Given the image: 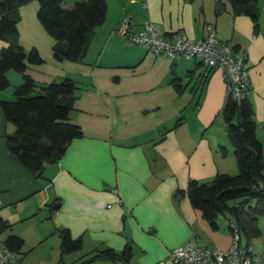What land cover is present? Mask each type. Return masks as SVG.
<instances>
[{
  "label": "crops",
  "instance_id": "0c3cea01",
  "mask_svg": "<svg viewBox=\"0 0 264 264\" xmlns=\"http://www.w3.org/2000/svg\"><path fill=\"white\" fill-rule=\"evenodd\" d=\"M257 2L262 12L260 6L255 31L250 16L235 13L229 0H106L105 19L79 61L53 57L54 40L37 19L36 0L18 8L17 39L43 58L27 67L28 74L37 84L74 80L69 120L82 135L59 159L45 162L42 175L34 174L9 154L6 134L14 126L0 105V238L22 239L15 264L38 247L56 254V264H79L106 248L118 253L129 248L130 264H157L187 241L212 250L229 247L225 216L213 229L187 196L175 197L190 179L238 170L221 114L222 70L202 81L205 66L198 59L154 55L115 27L127 17L132 32L152 22L163 35L181 31L192 38L203 37L209 27L244 52L256 135L264 146V0ZM5 45L0 38V49ZM6 77L0 102L14 99V87L23 82L14 69ZM262 217L258 250L264 249ZM61 228L81 239V249L62 252Z\"/></svg>",
  "mask_w": 264,
  "mask_h": 264
},
{
  "label": "trees",
  "instance_id": "16d2710c",
  "mask_svg": "<svg viewBox=\"0 0 264 264\" xmlns=\"http://www.w3.org/2000/svg\"><path fill=\"white\" fill-rule=\"evenodd\" d=\"M31 0H0V38L7 45L0 49V89L9 85L6 71L14 69L23 75V82L14 87L12 100H2L1 109L13 124L6 134L9 154L32 173L42 175L45 162L56 161L69 142L82 135L79 125L69 120L74 99L75 82L70 77L37 84L27 67L43 62L38 49H25L18 41V8ZM37 19L53 38V57L56 60L79 61L83 58L95 27L105 19L106 0H36ZM235 13L250 16L254 30L259 29L260 10L257 0H229ZM203 65L201 61L197 65ZM211 70L204 67L201 80ZM205 73V75H204ZM221 114L227 123V135L233 146L237 172L218 173L211 180L190 179L185 190L175 193L176 199L187 196L191 205L200 210L213 229L218 217L227 218L236 227L240 241L250 244L260 235L258 220L264 216V146L256 135L253 104L249 95L236 100L229 95L223 102ZM61 250L69 253L81 249L80 238H73L67 228L59 230ZM4 243L13 251L22 247V239L10 234ZM130 249L116 252L99 250L79 264L104 260L128 261Z\"/></svg>",
  "mask_w": 264,
  "mask_h": 264
},
{
  "label": "built area",
  "instance_id": "2783aa9c",
  "mask_svg": "<svg viewBox=\"0 0 264 264\" xmlns=\"http://www.w3.org/2000/svg\"><path fill=\"white\" fill-rule=\"evenodd\" d=\"M115 32L142 45L154 55L171 59L180 56L194 58L208 70L221 69L225 99L231 95L240 100L249 95L251 84L246 54L219 38L209 27L201 38L189 37L181 31L163 35L152 22H146L140 30L132 32L129 19L125 17L117 24ZM229 225L232 228L231 243L226 249L212 250L198 242L187 241L171 248L166 258L157 264H264V249L256 250L251 243H241L236 227L232 222ZM15 262L16 252L0 238V264ZM112 264L130 263L117 259Z\"/></svg>",
  "mask_w": 264,
  "mask_h": 264
},
{
  "label": "rangeland",
  "instance_id": "374dc122",
  "mask_svg": "<svg viewBox=\"0 0 264 264\" xmlns=\"http://www.w3.org/2000/svg\"><path fill=\"white\" fill-rule=\"evenodd\" d=\"M72 3H73V0H67L66 3H65V6L69 7V6L72 5ZM258 5H259V7L261 6V8H260V10H261L262 9V3H259ZM261 12H262V10H261ZM262 17H264V16H262ZM191 60H193V58H191ZM260 217H262V216H260ZM262 218H264V217H262ZM219 220L222 223L225 221L224 217L219 218ZM260 225L261 226L264 225V222H260ZM253 240H254V248L256 249V247H258L260 245V243H261V238H259V236H257V237H254ZM256 250H258V249H256ZM53 255L55 256L56 254H50V253L45 254V252H43V250H41L38 247L33 252L28 253L26 255V257H24V259L18 261V263H16V264H44V263L48 264V263H51V262L53 264H56L58 256L55 258ZM79 255H80V252L79 253H72L71 257L75 258V257H78ZM18 256H17V259L19 258ZM74 258H72V259H74ZM87 264H105V262H103V261H95V262H88Z\"/></svg>",
  "mask_w": 264,
  "mask_h": 264
}]
</instances>
